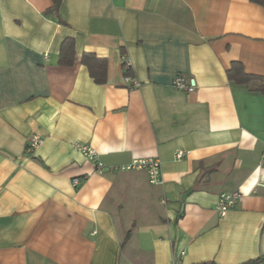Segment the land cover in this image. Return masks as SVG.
I'll return each instance as SVG.
<instances>
[{
	"label": "crops",
	"instance_id": "crops-1",
	"mask_svg": "<svg viewBox=\"0 0 264 264\" xmlns=\"http://www.w3.org/2000/svg\"><path fill=\"white\" fill-rule=\"evenodd\" d=\"M52 8L53 0H0V264L264 261V94L227 78L233 62L264 76V7ZM66 38L77 62L65 67ZM84 53L106 58L105 83L90 76ZM123 54L137 88L125 80ZM179 75L195 90L175 88ZM33 135L42 142L28 150ZM144 158L160 160V184L118 169ZM235 190L242 199L221 216L218 198Z\"/></svg>",
	"mask_w": 264,
	"mask_h": 264
},
{
	"label": "built area",
	"instance_id": "built-area-1",
	"mask_svg": "<svg viewBox=\"0 0 264 264\" xmlns=\"http://www.w3.org/2000/svg\"><path fill=\"white\" fill-rule=\"evenodd\" d=\"M127 65H129V62L126 58ZM126 82H131L132 85L130 88H137L139 86V83L136 82L133 76L128 75L125 76ZM173 85L175 88L179 90H183L186 92H192L196 88L195 81L193 79H186V77L179 75L173 80ZM42 140L39 136L33 135L28 139V150H33L39 144H41ZM78 149L83 152V154L97 162V168L103 169L105 166L101 161H98L97 152L87 146V145H79ZM185 155V152L182 150H178L175 153V158L177 160L183 159ZM121 171H146L148 174V179L150 184H160L162 182V168H161V162L158 158H144V159H134L130 163L123 165L118 168ZM79 180L74 179L73 184L78 185ZM242 192L239 190L231 191V192H224L220 195L218 198V203L216 205V210L221 216H225L228 211L233 208L241 199H242ZM184 252H181L180 255H183ZM171 264H179V260H174ZM258 264H264V261L259 262Z\"/></svg>",
	"mask_w": 264,
	"mask_h": 264
},
{
	"label": "trees",
	"instance_id": "trees-1",
	"mask_svg": "<svg viewBox=\"0 0 264 264\" xmlns=\"http://www.w3.org/2000/svg\"><path fill=\"white\" fill-rule=\"evenodd\" d=\"M252 2L264 7V0H251ZM61 0H53L54 10L58 9ZM77 62L75 54V46L73 38H66L63 41L59 53V64L62 66H72ZM81 63L86 66L90 76L98 84L106 82L107 76V60L106 58H99L93 53H84L81 56ZM123 69L125 76H133L131 66L127 65L126 55L123 54ZM229 80L235 84L244 85L251 91H257L264 94V76L247 73L240 62H233L231 68L227 72ZM128 236L125 238V243Z\"/></svg>",
	"mask_w": 264,
	"mask_h": 264
}]
</instances>
